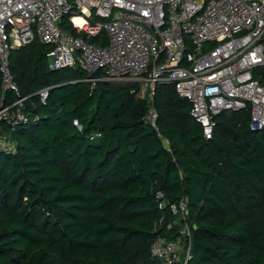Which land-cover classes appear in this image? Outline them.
<instances>
[{"label": "trees", "instance_id": "1", "mask_svg": "<svg viewBox=\"0 0 264 264\" xmlns=\"http://www.w3.org/2000/svg\"><path fill=\"white\" fill-rule=\"evenodd\" d=\"M61 24L77 34L68 18ZM52 50L39 40L13 48L19 93H0V106L26 97L28 115L1 122L17 150L0 151V264H164L151 246L178 240L186 220L192 247L182 264H264V127L250 128L249 109L215 116L205 138L189 101L158 82L155 129L138 83L53 69ZM255 77L264 86V74ZM182 199L186 220L170 208Z\"/></svg>", "mask_w": 264, "mask_h": 264}, {"label": "built area", "instance_id": "2", "mask_svg": "<svg viewBox=\"0 0 264 264\" xmlns=\"http://www.w3.org/2000/svg\"><path fill=\"white\" fill-rule=\"evenodd\" d=\"M64 18L77 34L62 26ZM103 30L107 45L88 40ZM35 40L53 46L48 54L53 69L78 65L92 82L138 83V96L148 103L143 119L155 129L158 82L173 83L189 101L190 114L202 125L205 138L212 137L214 117L223 111L249 109L250 128L264 127V86L255 77L264 74V0H0L2 95L19 93L11 50ZM98 71L100 77L92 76ZM48 91L42 88L36 94L45 102ZM25 99L0 106V151L17 150L1 122H28ZM100 135L94 133L91 139ZM170 208L187 219L185 200ZM181 234L175 241L156 239L151 254L164 264L186 263L192 247L187 220Z\"/></svg>", "mask_w": 264, "mask_h": 264}, {"label": "bare ground", "instance_id": "3", "mask_svg": "<svg viewBox=\"0 0 264 264\" xmlns=\"http://www.w3.org/2000/svg\"><path fill=\"white\" fill-rule=\"evenodd\" d=\"M79 22H81V19H78Z\"/></svg>", "mask_w": 264, "mask_h": 264}, {"label": "water", "instance_id": "4", "mask_svg": "<svg viewBox=\"0 0 264 264\" xmlns=\"http://www.w3.org/2000/svg\"><path fill=\"white\" fill-rule=\"evenodd\" d=\"M79 127H80V125H79Z\"/></svg>", "mask_w": 264, "mask_h": 264}]
</instances>
